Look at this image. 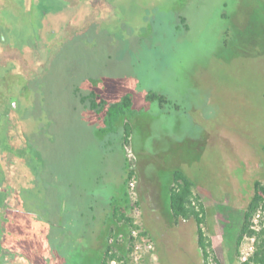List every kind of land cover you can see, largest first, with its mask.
<instances>
[{
  "label": "rangeland",
  "instance_id": "374dc122",
  "mask_svg": "<svg viewBox=\"0 0 264 264\" xmlns=\"http://www.w3.org/2000/svg\"><path fill=\"white\" fill-rule=\"evenodd\" d=\"M6 1L0 101L18 96L16 115L26 122L36 102L39 113L30 126L0 128V171H8L0 184L16 183L34 201L28 207L58 224L36 261L48 254L55 264H99L106 240L127 250L130 229L113 219L111 202L130 194L133 169L131 199L155 245L146 264H204L196 221L172 214L176 170L206 205L211 263L241 264L253 240L238 246V232L255 182H264V0H49L47 17L35 0L15 12L4 11ZM76 88L109 102L132 94L133 105L105 123L82 107ZM152 91L167 101L148 99ZM28 143L45 153L52 171L43 179L31 172ZM48 180L57 182L53 202ZM51 204L60 205L57 216Z\"/></svg>",
  "mask_w": 264,
  "mask_h": 264
},
{
  "label": "trees",
  "instance_id": "16d2710c",
  "mask_svg": "<svg viewBox=\"0 0 264 264\" xmlns=\"http://www.w3.org/2000/svg\"><path fill=\"white\" fill-rule=\"evenodd\" d=\"M73 96L78 98L82 107L91 111L94 110L100 117H104L105 123H107L108 117L110 120L116 121V117L112 119L114 114L115 116L120 113L125 115L127 113L125 108L129 107L130 109L133 105L132 94L125 95L121 100L109 102L95 89L90 90L87 94H81L78 93V88H76ZM155 98L160 99L161 103L167 101V97L164 94L154 91L148 94V99ZM10 99L15 100L18 104V96H11ZM38 99L40 97L36 96L35 100ZM36 104L33 109L27 110L28 121L33 122V117L37 118L38 116L39 112ZM72 107L77 106L73 105ZM18 108L13 105V102H8V99L0 101V128L11 129L12 123L15 122L22 123L23 121L25 125L28 124L26 118L21 120L16 115ZM36 124L37 126H35L38 127V122ZM130 135L131 127L127 121L125 123L126 141H129ZM8 139H11V137ZM23 150L28 153L31 172L42 178V174L45 171L46 176H48L47 173L52 170H47V158L44 156L45 153L42 148L38 147L37 143H28L23 145ZM128 167L131 169L130 164ZM6 171L7 169L3 173L8 172ZM133 177L134 171L131 169L126 183L128 184ZM45 180H47V177ZM48 181L49 183L46 185L47 196L48 200L53 202L56 201L53 198L56 193L50 190L57 185V182L55 180ZM26 193V190L23 191L16 183L11 185L8 182H4L2 184V190L0 191V264L59 263L58 257H50L48 254L41 256V262L40 260L36 261L37 253H46L47 251L45 243L41 240L46 239V243L47 241L52 242L47 240L46 236L49 235L50 228L58 226V224L46 220L44 210L34 211L31 206L28 207L27 203L34 201L29 200ZM133 205H139V202L133 201L128 192H126L123 199L111 202L113 219L125 224L130 229L133 219L129 212ZM170 205L176 222L189 219L196 221L198 243L202 250L204 264H212L209 257L214 253L213 242L211 236L203 228V225L207 223V208L201 196L195 192L192 180L181 170H176L174 173V182L170 187ZM57 208L51 204L52 216L58 215ZM259 212L261 213L259 223L256 227H253V218ZM144 233L146 232L144 231ZM245 237L253 239V250L241 264H264V182L259 180L255 182L253 196L244 213V219L237 236L238 246ZM40 243L41 245L44 244L41 246L42 248L38 245ZM129 244L127 250L118 251L108 240L101 243V247L99 246L101 250V261L99 264H110L114 259L118 260L119 264H124L122 260L125 259L127 261L130 258L132 240H130ZM44 257H46L45 260L43 259ZM214 260L216 264H222L217 257Z\"/></svg>",
  "mask_w": 264,
  "mask_h": 264
},
{
  "label": "built area",
  "instance_id": "2783aa9c",
  "mask_svg": "<svg viewBox=\"0 0 264 264\" xmlns=\"http://www.w3.org/2000/svg\"><path fill=\"white\" fill-rule=\"evenodd\" d=\"M136 188V179L133 177L129 181L130 197ZM133 223L130 227L129 239L132 240V250L129 260L123 259L124 264H146V257L150 256L151 259L155 258V245L151 237L144 233L141 227V210L139 205H133L131 208ZM260 212L253 218V227H256L260 220ZM253 240V239H252ZM253 250V246H252ZM245 260L246 256L243 257ZM110 264H119V261L114 259Z\"/></svg>",
  "mask_w": 264,
  "mask_h": 264
},
{
  "label": "flooded vegetation",
  "instance_id": "af4514ba",
  "mask_svg": "<svg viewBox=\"0 0 264 264\" xmlns=\"http://www.w3.org/2000/svg\"><path fill=\"white\" fill-rule=\"evenodd\" d=\"M26 1H28V0H7L6 5H5L6 7L4 8L5 9L4 11L15 12L17 10V8H19L21 6H25ZM34 3L36 4L37 8H39L40 11L43 13L44 17L49 16V12L52 9V5L50 4L49 0H35V1H33V4ZM26 8L27 7H25V9ZM47 33H48V36H52L56 33V30L54 28H48ZM10 96H13V95H10ZM8 100L10 102L14 101L13 99H8ZM14 102H16V101H14ZM14 102H13V105H14ZM15 106H17V102H16ZM1 171L3 172L4 169H2ZM1 190H2V186L0 184V191Z\"/></svg>",
  "mask_w": 264,
  "mask_h": 264
},
{
  "label": "water",
  "instance_id": "95a60500",
  "mask_svg": "<svg viewBox=\"0 0 264 264\" xmlns=\"http://www.w3.org/2000/svg\"><path fill=\"white\" fill-rule=\"evenodd\" d=\"M16 104V102H14V105Z\"/></svg>",
  "mask_w": 264,
  "mask_h": 264
}]
</instances>
